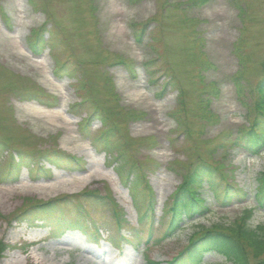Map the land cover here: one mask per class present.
Returning a JSON list of instances; mask_svg holds the SVG:
<instances>
[{
  "label": "rangeland",
  "instance_id": "374dc122",
  "mask_svg": "<svg viewBox=\"0 0 264 264\" xmlns=\"http://www.w3.org/2000/svg\"><path fill=\"white\" fill-rule=\"evenodd\" d=\"M189 1L0 0V241L9 247L0 254V264H164L186 246L196 226L228 225L254 208L264 151L252 157L229 145L248 125L231 78L239 68L234 54L242 27L238 2L249 15L243 22L244 49L255 61L264 56V0H207L197 7ZM37 36L40 57L32 49ZM202 61L207 64L203 70ZM61 65L72 75L58 73L55 66ZM100 70L109 78L110 93L103 88ZM248 75L256 79L254 65ZM80 76L92 83L106 110V117L83 125L79 121L88 115L89 105L73 107L84 101L77 91ZM175 84L184 93L189 137L169 116L178 105ZM30 88L53 99L23 95ZM205 104L214 122L196 134ZM115 108L141 116L126 120L114 114ZM100 119L111 128L104 141L99 139L106 130ZM193 142L204 160L223 164L219 187L237 186L248 196L222 206L203 185L212 214L167 238L170 215L161 210L181 180L172 171L177 166L183 171L192 160L195 152L187 149ZM121 143L128 149L115 163ZM219 143L223 145L217 150ZM54 150L82 161V171H56L42 159ZM89 156L107 177L82 184ZM133 161V174L122 173V164ZM10 165L13 170L7 173ZM59 175L66 178L55 180ZM87 192L97 196L88 198L83 195ZM152 195L156 212L134 210L145 207ZM55 197L60 199L43 222L36 220L39 213L21 212ZM258 225H264V211L255 209L248 226ZM203 264L231 263L209 254Z\"/></svg>",
  "mask_w": 264,
  "mask_h": 264
},
{
  "label": "trees",
  "instance_id": "16d2710c",
  "mask_svg": "<svg viewBox=\"0 0 264 264\" xmlns=\"http://www.w3.org/2000/svg\"><path fill=\"white\" fill-rule=\"evenodd\" d=\"M206 1L207 0H190L189 5L196 7L202 6ZM236 9L238 10V16L242 22V27L240 29L239 39L234 44V54L237 57L239 68L232 76L231 81L234 87L236 101L243 109L244 119L248 125L238 130L239 139L229 142V145L233 148H242V150L250 156H258L264 151V56L253 61V55L247 50V48L244 49V46L246 45L244 37L247 29L243 22L246 19H249V15L239 2ZM32 45L33 54L39 56L41 51H36V49H38L37 47L41 48V42L38 36ZM117 63L122 62L119 61ZM200 63L203 70L207 64L203 61ZM252 65L257 69L256 79H251L248 75L250 66ZM55 67L58 73L72 75V73L62 69V65ZM99 73L102 75L103 88L106 93H110L109 78H104L105 73L102 72V70H100ZM80 78L81 76L78 77L80 85L77 88V91L84 97V101L75 104L73 107L81 109L83 103L89 105L88 110L90 111L88 115L85 119L80 121V124L83 125L88 124L89 122L91 123L102 117V115L106 117V110L98 104V100H96L94 96L96 91L91 89V87H93L92 83L85 77H83L82 80H80ZM173 81L174 78L172 76L170 82ZM198 84L204 83L199 82ZM175 86L177 89L176 97L178 105H176V108L169 116L175 120L177 124L176 128L181 130L184 136L189 137L190 128L185 120L188 112L185 107L184 93L177 87V84H175ZM166 88L167 86L164 89ZM214 91H216V89H214ZM23 95H28L34 98L53 99L47 97L38 89L33 88L25 89ZM107 101L110 100L107 98ZM56 103L57 102L54 104ZM202 103L203 100H200V104ZM46 105L50 106L49 104ZM114 114L122 115L126 120H138L141 116V114L137 112L120 114L118 108L114 109ZM199 119L201 122L200 127L198 126L200 130L199 132H194L196 134L201 133L206 124L214 122V115L211 113L208 104L201 105ZM100 121L102 122V126L106 127V130L103 131V135L99 136L100 141H104V139L110 136L111 128H108L106 124H103L102 119H100ZM123 123L125 124V122ZM7 140L10 142L9 138H7ZM241 143L243 144L241 145ZM126 144L127 143L120 144L116 152L117 155L114 159L115 163L119 161V157H125L124 154L128 149V145ZM0 145L2 144L0 143ZM11 145L12 143L10 142V146ZM217 145V150H219V145L223 144L219 143ZM187 150L194 151L195 153L192 155V160L188 162L183 171L178 170L177 167L179 166L175 167L172 171L181 175V182L171 194L167 208L164 206V209L166 210H163V212L170 215L166 230L167 234L165 236L167 238L176 235V233L180 232L182 226L191 223L195 219H202L212 214L210 205L202 196L203 185H206L210 189L211 193L215 196L214 198L216 201L222 206L231 201L232 198H240L241 202L248 196V193L244 192L237 186H231L228 184H225L222 187L218 186V183L223 180L222 177L224 174L221 169H223L224 166L221 161L218 160H204L202 154L198 152L196 142H193ZM210 151L211 150H209V152ZM53 154L54 155H51L48 158L43 156L42 159L51 163V165L57 170H69L70 172L82 171V161L55 150L53 151ZM213 154H215V152H213ZM125 165L127 164H122V167L120 168L122 173L133 174V170L137 168L135 161L131 162L130 165H127L126 169ZM22 168L27 167L23 165ZM12 170L13 165H10L6 171L7 173H11ZM157 170L155 169L156 172ZM140 182L136 180V184H139ZM148 188L151 189L149 186ZM253 191L252 200L254 201V208L243 211L235 221L228 225L218 223L208 226H197L187 238L186 246L183 247L170 262L165 264H202L203 258L207 254H220L225 261L231 264H264V225H258L255 228H250L248 226V222L251 220L255 209L264 211V171L257 175L256 185ZM82 193H86V191H83ZM87 193L88 194L83 195L88 198L91 196H97L94 192ZM57 199H60V197ZM57 199L32 204L21 212L26 213L23 215H28L31 212L39 213L41 218L39 219L38 217L36 220L38 222H43V220L48 219ZM112 202L117 206L115 201ZM155 205V196L152 195L147 201L145 207L136 205L134 208L136 212H148L149 214H153V212H155ZM115 217H118V213L115 214ZM142 217H145V214ZM151 234L152 233H149L147 237L150 238ZM8 248L7 245L0 241V254L4 253Z\"/></svg>",
  "mask_w": 264,
  "mask_h": 264
},
{
  "label": "bare ground",
  "instance_id": "6f19581e",
  "mask_svg": "<svg viewBox=\"0 0 264 264\" xmlns=\"http://www.w3.org/2000/svg\"><path fill=\"white\" fill-rule=\"evenodd\" d=\"M17 35V33H16ZM2 39V36L0 35V40ZM17 39V38H16ZM10 45L12 47L16 46V43L15 41H11L10 42ZM11 58L14 59V57L12 55H10ZM61 110V108H60ZM88 161H89V166H88V170L85 174H83L81 177H82V184H87L89 183L93 178H106L107 177V172L106 170H104L102 167H98L94 160V157H88ZM65 176V175H64ZM63 178H66V177H61L60 175L57 176V178L55 180H62ZM72 182V181H71ZM64 183V182H62ZM59 264V263H58Z\"/></svg>",
  "mask_w": 264,
  "mask_h": 264
}]
</instances>
